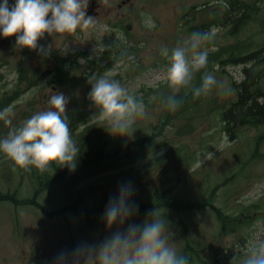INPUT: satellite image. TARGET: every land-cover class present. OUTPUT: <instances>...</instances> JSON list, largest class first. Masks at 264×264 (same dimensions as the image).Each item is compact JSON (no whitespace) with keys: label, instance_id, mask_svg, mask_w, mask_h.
<instances>
[{"label":"rangeland","instance_id":"374dc122","mask_svg":"<svg viewBox=\"0 0 264 264\" xmlns=\"http://www.w3.org/2000/svg\"><path fill=\"white\" fill-rule=\"evenodd\" d=\"M121 1L98 0L95 12L90 14L97 21L94 29L81 31L78 28L75 33L52 36L46 33L38 43L45 47L52 45L47 57L38 50L16 46L15 36L0 35V59L6 61L0 67V94L13 88L23 66L29 68V74L36 73L33 80L38 82L32 87L21 83V89H26L24 93L2 108L1 111L11 109V114L9 122L0 120V138L35 113L47 110L50 96L61 92L69 101L66 112L77 107L88 112L87 120L72 136L83 158L100 150L97 138L105 152H112L120 143H126V136L110 133L99 109L88 99L91 85L87 80L54 82L56 57L77 55L81 51L96 59L97 68L92 69V63L80 56L77 58L80 67L73 72L74 77L82 71L85 75L106 76L118 80L130 93L143 99L147 115L136 120L130 138L134 141L154 133L156 143L152 145L164 146L159 145L148 151L147 157L130 160L125 166L110 171L88 177L82 176L86 171L78 172L58 179L38 197L45 205L43 210L35 204L0 201V264H53L60 252L72 250L84 242L98 243L117 228L126 227L127 223H141L152 210L156 211L157 218L168 222L169 242L178 254L190 256L186 250L190 243L194 248L203 249L202 256L213 264H243L251 243L258 238L264 239V137L256 147L264 125L248 126L231 121L229 130H224L222 125L226 122L222 121V111L237 99L234 84L244 79L245 64L222 66L216 63L208 69L207 72L216 77L218 86L159 131L160 122L170 112L164 104V96L172 94L166 81L169 61L161 55V47L171 50L198 31L197 25L215 20L228 0H130L126 6L119 7ZM242 1L255 11L251 20L235 32H230L228 25H212L206 31L216 28L218 32L214 41L204 46L209 51L232 46L235 42L247 45L246 51L264 45V0ZM8 2L12 5L14 0ZM90 8L88 6L86 12ZM149 22H154L155 27H148ZM128 23L132 28H123ZM108 45H111L108 49L103 47ZM105 55L109 57L103 59ZM198 75H195L194 85ZM189 90L182 88L176 95L187 94ZM99 134H102L101 139ZM11 161L0 152L3 190L17 193L18 198L31 196L30 177L21 175L17 166L7 168ZM87 167L81 168L87 170ZM125 184L132 185V201L140 210L124 226L113 225L108 229L102 220L103 211L97 209L83 216L71 210L51 214V210L74 202L79 207L102 206L99 203L102 195L117 197L119 187ZM85 188H92L93 194L88 196ZM156 190L158 198L153 203ZM211 194L213 198L209 199ZM202 199L207 204L199 207L172 205V202ZM209 202L232 214L234 219L242 210H247L249 222L242 221L225 232ZM253 202L262 204L260 210L250 207Z\"/></svg>","mask_w":264,"mask_h":264},{"label":"clouds","instance_id":"9594fccd","mask_svg":"<svg viewBox=\"0 0 264 264\" xmlns=\"http://www.w3.org/2000/svg\"><path fill=\"white\" fill-rule=\"evenodd\" d=\"M89 0H8L0 3V35L15 36L16 46L38 50L49 56L52 45H40L38 41L48 35L75 33L94 29L97 21L86 15ZM148 27H155L149 22ZM218 29L194 31L171 50L161 47V55L169 61L166 81L172 94L164 98V104L175 111L181 104L176 93L190 88L193 98L208 94L218 86L216 77L204 71L199 86L194 85L195 75L208 67L209 48ZM122 40L123 37L121 36ZM105 49L111 45L103 46ZM91 57H89L90 59ZM88 99L99 109L100 116L111 129V134L131 136L138 118L147 115L143 99L137 98L118 80L106 76L90 75ZM68 98L56 92L48 100V109L26 119L19 127L0 138V152L6 154L22 168L34 166L44 171L52 162L74 171L80 149L72 139L69 118L66 113ZM11 109L0 111V120L9 122ZM131 184L121 185L118 196L110 198L102 220L108 229L113 225L124 226L138 214V205L132 201ZM53 264H189V258L178 254L168 238V222L157 218L155 210L139 224L127 223L117 228L100 242H84L72 250H64L53 259ZM243 264H264V239H256L248 247Z\"/></svg>","mask_w":264,"mask_h":264},{"label":"trees","instance_id":"16d2710c","mask_svg":"<svg viewBox=\"0 0 264 264\" xmlns=\"http://www.w3.org/2000/svg\"><path fill=\"white\" fill-rule=\"evenodd\" d=\"M255 11L252 6H249V3L242 0H230L229 5L225 7L224 11L221 14H217L216 19L209 23H201L197 25L195 28L198 31L205 32L214 24H222L228 25L230 27V32H235L238 28L244 26L248 23L252 15ZM242 13V15H240ZM247 45L241 42H235L232 46L229 47H221L214 51H209L208 56V67L207 69L202 70L198 74V81L195 84L199 86L201 83V76L204 71L211 69L214 67L216 63H220L222 66H225L227 63H239L243 61L244 63L252 62L251 65L246 64L243 68L244 79L235 83V88L237 89V99L230 103V105L223 107L222 111V121L226 123L222 125L224 130H229V126L231 121L237 124L248 125V126H258L264 125V45L258 49H254L251 51H246ZM80 56H84L87 59V63H92L91 68L96 69V59L88 57V54L85 52H79L77 55H72L68 57H56V65H55V77L59 84H64L67 79H71V81H76V79L87 80V78L91 74H84V71L78 75V77H74L73 72L77 71L80 65L77 63V58ZM108 55H105L104 58H108ZM67 60L69 63L67 64ZM34 74H29L28 67H21V73L19 75V82L13 87V89L9 92V95L5 98V102L3 105H0V111L3 107H7L9 103L13 102L15 99L19 98L24 91L25 88L21 89V83L25 82L27 87H32L37 85L38 82L33 80ZM168 95L164 96L167 97ZM177 99H180L182 102L180 106L175 111H170L165 119L160 122V129H162L169 124L171 119L178 117L181 113L187 111L190 104L197 103L202 95L198 98H193L192 90L190 89L187 94L176 95ZM1 98V97H0ZM69 118V128L71 135L73 136L77 130V128L83 124L87 120L86 111H81L77 107L72 111L66 112ZM88 132V131H87ZM86 132V133H87ZM82 136V135H81ZM102 134H99L101 139ZM257 141V148L260 146L261 139L264 137V132L259 135ZM154 133L149 137H143L138 140H131L130 136H126L125 142L120 143L118 148L112 152H105L104 148L100 144L99 138H97V146L99 145L100 150L96 152L93 156H89L83 158L81 155L83 153H79L77 157V166L74 171H70L67 166H60L58 162H52L48 165V167L41 171L38 168L32 166L30 169L22 170V167L15 164L13 161L9 162L6 167H10L12 165L17 166L21 175L27 174L31 182L33 183V194L31 196H26L23 198H18L17 193H10L9 191L3 190V185L0 183V201L7 200L13 201L16 204H35L37 207H40L42 210L45 208V205L38 200L40 193L49 188L55 181L58 179L64 178L67 175L76 174L78 172H85L82 176L88 177V175L98 173L100 171H110L118 167L125 166L130 160H140L148 155V151L153 150L161 144H157V146H153ZM145 142H149V145H145ZM132 145H134L133 149H131ZM164 145H161L162 147ZM83 165L88 166L87 170L81 168ZM89 166L91 169L89 170ZM53 169L54 171H51ZM22 170V171H21ZM88 171V172H87ZM81 176V177H82ZM83 177V178H84ZM80 178V177H79ZM83 190V189H82ZM84 191V190H83ZM88 196L93 194L92 188H85L84 191ZM112 197L104 194L102 195L101 201L99 203L102 206L97 208L88 207V206H77L75 205L77 202L72 204H65L57 207L56 209L51 210L52 215H59L60 213H66L68 210H71L76 213V215L83 216L88 211L97 209L98 211L105 210L106 207H103V203L107 202L108 199ZM158 198L157 190L153 194V203ZM209 199H212V194L209 196ZM152 201H148L147 203H151ZM207 203L202 200L189 202V203H181V202H172V205H177L179 207H199L206 205ZM250 207L255 210H260L262 204L258 202H253L249 204ZM209 206H211L214 211L216 218L222 225V229L227 232L233 230L234 227H237L241 224V222H249L247 217H249V213L247 210H242L241 215L237 217V219L233 218L232 214L226 213L221 207L214 205L209 202ZM50 210V209H49ZM140 210V208H139ZM186 250L190 254L189 264H213L212 261L206 259L202 256L203 249L194 248L190 243L186 246Z\"/></svg>","mask_w":264,"mask_h":264},{"label":"flooded vegetation","instance_id":"af4514ba","mask_svg":"<svg viewBox=\"0 0 264 264\" xmlns=\"http://www.w3.org/2000/svg\"><path fill=\"white\" fill-rule=\"evenodd\" d=\"M126 1H128V0H123V2H126ZM127 3V2H126ZM0 47H1V43H0ZM0 64H1V60H0ZM0 81H1V79H0ZM13 87V86H12ZM5 92V91H4Z\"/></svg>","mask_w":264,"mask_h":264},{"label":"bare ground","instance_id":"6f19581e","mask_svg":"<svg viewBox=\"0 0 264 264\" xmlns=\"http://www.w3.org/2000/svg\"><path fill=\"white\" fill-rule=\"evenodd\" d=\"M239 63H243V64H245V65L247 64V63H244L243 61H240ZM248 63H250V62H248ZM245 65H244V66H245ZM248 65H249V64H248Z\"/></svg>","mask_w":264,"mask_h":264},{"label":"water","instance_id":"95a60500","mask_svg":"<svg viewBox=\"0 0 264 264\" xmlns=\"http://www.w3.org/2000/svg\"><path fill=\"white\" fill-rule=\"evenodd\" d=\"M128 27H131V25L129 24Z\"/></svg>","mask_w":264,"mask_h":264}]
</instances>
